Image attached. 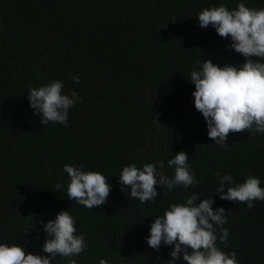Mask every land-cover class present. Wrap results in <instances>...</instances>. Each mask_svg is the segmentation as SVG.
I'll list each match as a JSON object with an SVG mask.
<instances>
[{"label":"trees","instance_id":"trees-1","mask_svg":"<svg viewBox=\"0 0 264 264\" xmlns=\"http://www.w3.org/2000/svg\"><path fill=\"white\" fill-rule=\"evenodd\" d=\"M239 3L264 9V0H0V243L46 256L43 224L67 210L76 235L85 234L77 264H166L173 246L150 248V225L198 192L214 201L213 211L225 209L227 247L219 240L217 247L235 252L238 264H264V201L249 210L216 193L225 174L240 184L251 173L264 188V133H229L224 147L213 142L190 82L203 61L244 63L230 38L197 23L205 8ZM54 80L80 98L66 127L41 125L29 106V90ZM182 150L196 185L157 186V198L143 204L128 187L121 191L123 167L162 160L158 171L172 178L167 161ZM65 164L108 178L106 203L88 209L68 200ZM68 259L57 255L51 264Z\"/></svg>","mask_w":264,"mask_h":264},{"label":"clouds","instance_id":"clouds-1","mask_svg":"<svg viewBox=\"0 0 264 264\" xmlns=\"http://www.w3.org/2000/svg\"><path fill=\"white\" fill-rule=\"evenodd\" d=\"M197 23L201 29L211 25L219 37L230 38L228 47L245 58L239 66L223 67L206 60L199 70L190 74L195 88L194 108L206 122L208 138L224 147L229 133H264V63L253 59L264 60V9H251L244 3H239L235 10L223 5L205 8L198 14ZM72 80L80 82L78 76ZM63 88L61 81L54 80L29 90V106L34 110L33 115L40 117L41 125L51 122L67 126L69 110L80 98L75 91L63 94ZM188 157L182 150L167 161V166L174 169L172 178L158 171L165 167L162 160L145 164L142 169L135 164L123 167L119 176L121 191L122 186L128 187L130 196L143 204L157 198V186L171 191L177 186L187 189L196 185ZM63 171L69 178L68 200L88 209L106 203L111 185L104 175L68 164L63 166ZM216 175L220 177V173ZM55 187L59 190L62 185L57 183ZM216 193H221V200L246 204L249 210L254 207L253 201H264V188L251 173L240 184H233L230 175H223ZM213 203L211 198H201L195 192L184 203L171 204L150 225L147 245L157 251L162 243L173 246L169 253L171 259L166 264H176L181 258L183 264H238L235 252L225 253L217 247V240L227 247L229 231L222 227L227 223L225 209L213 211ZM75 223L66 210L43 224L46 238L42 252L46 256L26 254L17 244L0 243V264H51L57 255L69 258L68 264H77L72 257L83 253L86 243L85 234L76 235ZM99 264H108V261L101 259Z\"/></svg>","mask_w":264,"mask_h":264}]
</instances>
